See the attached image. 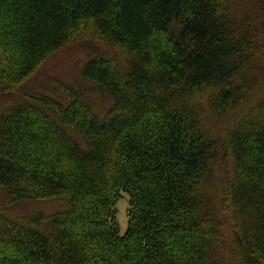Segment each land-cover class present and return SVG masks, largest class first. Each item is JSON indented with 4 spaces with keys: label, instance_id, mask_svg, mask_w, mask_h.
<instances>
[{
    "label": "trees",
    "instance_id": "16d2710c",
    "mask_svg": "<svg viewBox=\"0 0 264 264\" xmlns=\"http://www.w3.org/2000/svg\"><path fill=\"white\" fill-rule=\"evenodd\" d=\"M86 41L120 55L81 68L102 117L66 85L0 109V264H264V0H0V95Z\"/></svg>",
    "mask_w": 264,
    "mask_h": 264
},
{
    "label": "rangeland",
    "instance_id": "374dc122",
    "mask_svg": "<svg viewBox=\"0 0 264 264\" xmlns=\"http://www.w3.org/2000/svg\"><path fill=\"white\" fill-rule=\"evenodd\" d=\"M97 54H111L120 57L118 52L102 42H77L64 47L44 62L16 91L0 95V109L25 100L27 96L49 95L60 97L62 96L60 86L66 85L73 89H78L92 104L95 113L99 117H102L106 109L110 106L111 99L106 94L101 93L95 86L86 82L80 74L85 61L89 57ZM203 123L215 138L217 136L223 137L224 127H218L214 120L207 114L203 118ZM228 166L229 163H224L219 166L217 171L218 183L221 180L220 177L228 170ZM213 197L216 198L215 195ZM0 200L5 203L4 197L1 195ZM60 206L61 203L58 201H32L11 206L10 212L17 217L29 215L34 212L49 215L58 211ZM127 208L128 195L126 192H122L121 197L116 203V220L119 225V233L122 236L125 234L128 225ZM218 218L221 220V224H223V234L227 239L230 231L229 207L218 214Z\"/></svg>",
    "mask_w": 264,
    "mask_h": 264
}]
</instances>
